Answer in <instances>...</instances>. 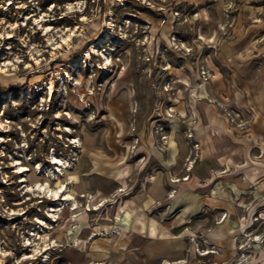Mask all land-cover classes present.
<instances>
[{
  "label": "rangeland",
  "instance_id": "rangeland-1",
  "mask_svg": "<svg viewBox=\"0 0 264 264\" xmlns=\"http://www.w3.org/2000/svg\"><path fill=\"white\" fill-rule=\"evenodd\" d=\"M250 1L0 0V264H264V175L226 188L196 132L251 133L206 93Z\"/></svg>",
  "mask_w": 264,
  "mask_h": 264
},
{
  "label": "crops",
  "instance_id": "crops-1",
  "mask_svg": "<svg viewBox=\"0 0 264 264\" xmlns=\"http://www.w3.org/2000/svg\"><path fill=\"white\" fill-rule=\"evenodd\" d=\"M234 14V38L222 40L218 53V62L226 75L219 67L214 66L206 93L225 98L235 106L247 108L252 114L251 133L247 136L236 135L211 105L198 110L202 125L196 126V132L201 131L202 165L215 168L213 176L218 175V181L227 179L226 188L231 189L235 186L250 188L253 181L264 175V163L259 159L264 157V72L254 70L251 65L256 58L264 62V0L260 3L257 0L254 3H243ZM213 132L215 139L211 142L209 136ZM179 147V151L184 153V145L181 143ZM156 187L157 184L154 192L157 191ZM223 188L225 187L220 186L218 191ZM202 202L203 200L197 199L196 203H184L183 207L188 211L194 204L201 205ZM215 204L224 206L221 199H216Z\"/></svg>",
  "mask_w": 264,
  "mask_h": 264
},
{
  "label": "bare ground",
  "instance_id": "bare-ground-1",
  "mask_svg": "<svg viewBox=\"0 0 264 264\" xmlns=\"http://www.w3.org/2000/svg\"><path fill=\"white\" fill-rule=\"evenodd\" d=\"M101 40H98L97 42H96V44L97 43H99ZM56 163H57V161L56 160H54ZM30 189H32V190H37V192H42L44 195H46V196H48L49 198H51V199H58L59 198V195H60V193H61V191L63 190V188H53V187H51L50 185H49V183L48 182H45V183H39V182H37L36 183V188L35 189H33V188H30ZM63 198H65V196H63ZM59 208L58 207H51L49 210H51L52 212L50 213V215L51 216H54V211L55 210H58ZM34 233V232H33ZM35 252H36V254L38 253V250L37 249H35ZM163 264H167V262H163Z\"/></svg>",
  "mask_w": 264,
  "mask_h": 264
}]
</instances>
